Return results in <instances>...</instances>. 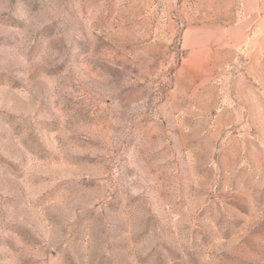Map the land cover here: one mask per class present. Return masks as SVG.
<instances>
[{
    "label": "rangeland",
    "instance_id": "1",
    "mask_svg": "<svg viewBox=\"0 0 264 264\" xmlns=\"http://www.w3.org/2000/svg\"><path fill=\"white\" fill-rule=\"evenodd\" d=\"M0 264H264V0H0Z\"/></svg>",
    "mask_w": 264,
    "mask_h": 264
}]
</instances>
